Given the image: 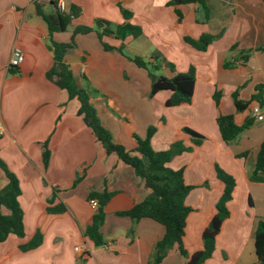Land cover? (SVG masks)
<instances>
[{"label": "crops", "instance_id": "obj_1", "mask_svg": "<svg viewBox=\"0 0 264 264\" xmlns=\"http://www.w3.org/2000/svg\"><path fill=\"white\" fill-rule=\"evenodd\" d=\"M170 1L70 0L66 8L74 4L80 15L64 32L53 33L52 40L68 43L75 27L92 26L96 19L112 26L122 24L118 5L131 14L127 22L139 27L142 34L122 43L123 55L104 51L96 33L91 32L74 37V46L63 62L76 86L89 92L96 116L115 143L132 149L133 136L143 138L146 129L154 126V151L168 150L174 142L191 148L166 164L173 171L183 169L185 184L193 187L185 199L192 210L182 240L188 255L202 249V233L215 215L223 191L215 165L234 178L227 204L229 218L215 239L212 256L203 264H255L254 234L258 222L264 221V183L250 182L249 175L264 140V106L259 119L252 117L254 102L238 113L232 94L236 92L240 101L247 102L254 88L264 82V52H254L244 64L240 60L243 51L264 44V0H204L208 9L204 24L196 23L195 4L171 7L167 5ZM36 3L44 15L53 14L52 0H0V159L18 180L24 226L21 239L9 235L0 243V264H147L164 228L149 219L116 216L149 193L131 168L104 152L78 114L76 99H68L64 90L46 78L54 61L48 49L47 25L36 15ZM201 34L218 36L205 52L192 49L183 40H196ZM102 42L113 48L120 45L111 36L103 37ZM13 48L24 56L17 68L9 67ZM154 53L162 56L167 78L194 67L189 105L166 107L167 91L150 98L147 70L136 67L129 58L157 67ZM225 62L232 66L224 68ZM215 93L220 95L217 106ZM219 114L232 115L236 125L247 118L254 123L233 144L225 145L215 122ZM184 128L204 136L205 141L192 145ZM44 143L50 153L46 168L42 163ZM243 152L247 156L238 158ZM5 183L0 170V188ZM103 191L114 195L104 209L100 230L104 244L97 247L84 234L95 213L88 195ZM60 205L63 213H47V208ZM0 214L8 211L0 207ZM36 232L42 236L41 245L22 252L19 246ZM185 263L175 246L161 262Z\"/></svg>", "mask_w": 264, "mask_h": 264}, {"label": "trees", "instance_id": "obj_2", "mask_svg": "<svg viewBox=\"0 0 264 264\" xmlns=\"http://www.w3.org/2000/svg\"><path fill=\"white\" fill-rule=\"evenodd\" d=\"M69 1L65 0V2ZM56 2L57 0H52L54 12L48 16L41 12L39 4H35L36 15L41 17L47 25L48 49L52 52L54 61L52 68L46 73V78L64 90L68 99H76L79 105L78 114L91 130L96 141L101 144L104 152L107 155H114L122 164L131 168L135 176L143 181L144 188L149 193L143 201L135 204L127 211L116 213V216L126 217L132 221L149 219L164 228L163 237L154 245L147 264H161L167 252L174 246L178 253L186 259L185 264H203L212 256L215 249V239L220 233L222 224L229 218L230 213L227 204L232 199V192L235 187L233 177L218 166H215V176L223 184V191L215 205L216 213L202 233V249L188 255L183 248L182 240L186 219L192 210L185 205V199L193 187L185 184L183 169L173 171L166 167V164L173 157L184 152H190L191 148L183 146L182 142H174L168 150L154 151L151 147V139L156 132L154 126H149L146 129L143 138L133 136L135 145L132 149H126L124 146L115 143L110 132L101 125L96 116V112L89 102V92L76 86L71 71L63 62L65 53L74 46V37L76 35H86L95 32L104 51H117L123 55L122 43L126 39H137L142 34L141 29L127 22L131 18V14L118 5L124 20L122 24L111 26L110 23L104 20L96 19L93 21L92 26L75 27L68 43H57L52 40L53 33L64 32L70 22L80 15V9L74 4H69L62 13L57 9ZM189 4L197 6L196 23H206L208 20V9L204 0H171L167 5L176 7ZM175 13L177 21L180 22V12L176 10ZM109 36L120 42L117 48L110 47L102 42L103 37ZM217 38L218 36L201 34L196 40L188 37H184L183 40L192 49L198 52H205ZM254 52H264V44L257 48L243 51L240 56L241 63L247 62ZM155 59H157V56H155ZM129 60L136 67L146 69V63L142 59L135 57L129 58ZM165 66L172 69V65L169 63H165ZM223 66L228 69L232 66V63L225 62ZM153 68L156 69L157 67ZM9 72L15 74L16 70L9 69ZM148 76L150 78V98L159 92L167 91L170 93V97L165 102L166 107H178L191 103L195 80V69L193 66H190L187 72L177 74L171 78L162 75L156 76L151 73H148ZM219 97V93H215L213 96L216 106L218 105ZM232 100L235 111L238 113L243 112L251 102L256 103L259 107L264 106V82L254 88V93L249 101H240L236 92L232 94ZM215 122L222 142L225 145H231L241 133L253 125L254 119L247 118L242 125H236L232 115L219 114ZM182 132L189 137L190 143L194 146H200L205 140L203 136L188 128H184ZM42 148V163L46 168L49 163L50 153L46 143L43 144ZM246 156L247 152L237 155L238 158ZM0 170L6 179L5 185L0 188V207L8 211L7 215L0 214V243H2L9 235H14L21 239L24 235V226L23 214L18 202L21 194L18 180L9 172L1 159ZM249 181L264 183V140L260 144L253 170L249 175ZM113 195V192L108 191L101 193L91 192L88 195V201L95 200L98 204L97 210L84 233L94 246L99 247L104 244L100 230L105 218L104 209ZM46 211L49 214H56L63 213L65 209L60 205L55 208H47ZM41 243L42 236L39 232H36L28 242L20 245L19 248L22 252H28L39 247ZM254 251L256 256L255 264H264V221H259L257 224L254 234Z\"/></svg>", "mask_w": 264, "mask_h": 264}, {"label": "built area", "instance_id": "obj_3", "mask_svg": "<svg viewBox=\"0 0 264 264\" xmlns=\"http://www.w3.org/2000/svg\"><path fill=\"white\" fill-rule=\"evenodd\" d=\"M56 7L60 12H64L66 9V2L65 0H57ZM24 56L19 48H13L11 51V59L9 62V67L17 68L23 61ZM259 110L260 107L257 105L253 110L252 117L255 119H259ZM0 134H2V129L0 126ZM91 209L95 212L97 210L98 204L95 200L88 201ZM77 251V248L75 249Z\"/></svg>", "mask_w": 264, "mask_h": 264}, {"label": "rangeland", "instance_id": "obj_4", "mask_svg": "<svg viewBox=\"0 0 264 264\" xmlns=\"http://www.w3.org/2000/svg\"><path fill=\"white\" fill-rule=\"evenodd\" d=\"M113 25V24H112ZM111 25V26H112ZM155 56H157V59H155ZM152 58L154 59V63H155V65H157V68L155 69V68H153L152 67V65L150 64V63H148V62H146L145 60H143L145 63H146V69H147V72L148 73H151V74H153V75H156V76H159V75H162V76H164V74H165V71H164V69L162 68V56H159L157 53H154L153 55H152ZM165 67H167L168 68V70H171L168 66H165ZM168 70H166V72L168 71ZM150 79V78H149ZM204 137V136H203ZM205 138V137H204ZM205 141V140H204ZM203 141V142H204ZM202 142V143H203ZM46 147H47V144H46ZM48 149V148H47ZM215 166H218V165H215ZM219 167V166H218ZM219 168H221V167H219ZM215 169V168H214ZM222 169V168H221ZM234 179V178H233Z\"/></svg>", "mask_w": 264, "mask_h": 264}]
</instances>
